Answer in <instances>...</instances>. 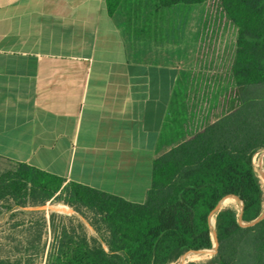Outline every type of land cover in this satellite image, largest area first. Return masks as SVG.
Returning a JSON list of instances; mask_svg holds the SVG:
<instances>
[{"label":"crops","instance_id":"0c3cea01","mask_svg":"<svg viewBox=\"0 0 264 264\" xmlns=\"http://www.w3.org/2000/svg\"><path fill=\"white\" fill-rule=\"evenodd\" d=\"M203 7L154 16L137 37L105 0H0V161L144 203L154 160L175 146V89L228 81L202 70Z\"/></svg>","mask_w":264,"mask_h":264},{"label":"trees","instance_id":"16d2710c","mask_svg":"<svg viewBox=\"0 0 264 264\" xmlns=\"http://www.w3.org/2000/svg\"><path fill=\"white\" fill-rule=\"evenodd\" d=\"M131 1L105 3L109 16L124 9L137 37L151 36L154 16L211 5L212 18L204 16L199 31L200 51L226 27L236 30L228 81H191L175 89L169 116L175 146L154 160L144 203L66 183L24 163L3 172L0 203L24 209L59 199L95 232L90 237L82 223L55 229L45 264H174L188 252L214 248L209 218L223 199L243 202L245 224L264 211V184L254 165L264 150V0H149L136 8ZM145 13L149 22L132 24ZM239 214L226 208L216 215L218 250L204 264H264V220L244 227ZM0 264L37 263L0 257Z\"/></svg>","mask_w":264,"mask_h":264},{"label":"rangeland","instance_id":"374dc122","mask_svg":"<svg viewBox=\"0 0 264 264\" xmlns=\"http://www.w3.org/2000/svg\"><path fill=\"white\" fill-rule=\"evenodd\" d=\"M181 8L188 9L189 7L183 6ZM181 8L170 13L171 20L177 18V16L179 18L183 16L184 11ZM204 16L212 18L211 5L203 7ZM171 28L172 24L170 34L173 36V29ZM236 34L234 28L226 27L220 33L219 39L206 42L204 49L201 48L200 52L201 60L203 61L202 70H212L216 73L220 71V74L223 77L225 76L224 73L228 71L229 66V54L236 41ZM203 50H207V53L202 52ZM225 80L226 78L222 79V81ZM211 83L213 85V82ZM262 156H264V150L255 155V161L258 159L262 161ZM254 165L256 174L264 184V179L261 176V171L264 170V161L262 167L256 163ZM12 168L13 165L0 161V175ZM226 208H232L240 213L241 204L235 198H231L230 203L227 206H223V209ZM80 223L86 226L90 237L96 236L87 221L59 199L52 200L45 206L24 209L11 208L10 203L2 202L0 203V257L22 258L26 262L30 260L37 264H45L48 252L54 242L55 229L58 230L63 225L77 227ZM201 256L200 260H189L188 262L204 264L213 258L214 254H198V257Z\"/></svg>","mask_w":264,"mask_h":264},{"label":"water","instance_id":"95a60500","mask_svg":"<svg viewBox=\"0 0 264 264\" xmlns=\"http://www.w3.org/2000/svg\"><path fill=\"white\" fill-rule=\"evenodd\" d=\"M261 176L262 178L264 179V170L261 171ZM228 198H235L238 202H240L241 204V211H240V214H239V223L244 226V227H253L257 224H259L260 222H262L264 220V211L263 213L254 221L250 222V223H243L242 222V213H243V202L240 201L239 198H236V197H227L225 199H223L218 205L217 207L215 208V210L211 213L210 215V224L212 225L213 227V232H212V235H213V240H214V248L211 249V250H200V251H191V252H188L187 254H185L178 262L177 264H187L189 263L188 262V258L190 255L192 254H206V253H212V254H216L217 253V250H218V239H217V233L215 231V224L213 225L212 223V219L213 217H215L219 212H221L223 210V204H224V201Z\"/></svg>","mask_w":264,"mask_h":264},{"label":"bare ground","instance_id":"6f19581e","mask_svg":"<svg viewBox=\"0 0 264 264\" xmlns=\"http://www.w3.org/2000/svg\"><path fill=\"white\" fill-rule=\"evenodd\" d=\"M263 161H264V156H262V161L260 159H258V160L255 161V163L257 165H259L260 167H262ZM230 200L231 199L225 200L223 206H227L230 203ZM214 219L216 221V218L213 217V219H212L213 224H214ZM201 258H202V256L201 257H198V254H193V255L189 256L188 261L189 260H200Z\"/></svg>","mask_w":264,"mask_h":264}]
</instances>
